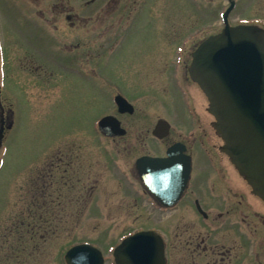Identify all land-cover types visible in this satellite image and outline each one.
Returning a JSON list of instances; mask_svg holds the SVG:
<instances>
[{"label":"flooded vegetation","instance_id":"1","mask_svg":"<svg viewBox=\"0 0 264 264\" xmlns=\"http://www.w3.org/2000/svg\"><path fill=\"white\" fill-rule=\"evenodd\" d=\"M152 1L0 0V148L15 127L17 107L29 109L30 76L42 83L49 67L56 74L62 70L91 84L98 82L100 75L104 103H109L110 108L93 122L94 128L106 141L119 144L116 152L123 161L132 160L133 150L140 152L132 160L131 169L117 162L111 166L128 191L126 196L133 198L134 205L143 200L150 208L170 216L190 208L196 220L168 221L167 231L140 226L106 242V238L77 239L58 253L59 263L68 264L65 257L69 249L86 245L90 247L76 254L78 260L74 264H123L116 253L120 244L136 233L153 231L163 243V264H264V205L221 151L215 120L206 108L202 111L196 107L193 92L200 89L190 77L193 52L206 38L223 30V16L229 8L227 25L255 26L262 31L264 11L261 16L252 17L255 9L250 4L243 8L241 0H221L225 3L208 19L209 24H200L192 31L185 29L177 44L170 40V58L160 55L164 60L158 53L166 52L156 44L125 45L129 36H139L142 25L153 33L150 37L157 33L156 5L153 14L146 11ZM191 5L201 10L197 3ZM68 35L77 37L68 40L72 43L63 44L61 37ZM81 47L84 51L78 53ZM93 58L98 60L94 70L78 71L73 66L81 59L90 63ZM115 73L122 78V86L113 80L111 74ZM19 84L26 92H18ZM102 119L109 131L119 134H101L98 122ZM160 122L164 123L162 135L157 136L154 132ZM55 150L49 172L34 180L23 193L26 197L30 193L26 208H55L56 200H46L47 191L54 188L53 180L57 208H76L78 203L84 206L99 189L104 190L107 163H94L74 142H60ZM170 158L180 165L175 182L163 181ZM142 159H167L163 175L152 177V168L142 165ZM109 181L114 187L115 179ZM60 218L59 210L57 221H45L43 214L26 226L21 224L26 232L19 229L14 236V224L0 232V264H9L5 262L7 254L19 258L29 244L36 251L43 250L40 248L46 243L44 232L55 230L56 226L61 232L69 227L63 226ZM80 224L75 221L73 227Z\"/></svg>","mask_w":264,"mask_h":264},{"label":"rangeland","instance_id":"2","mask_svg":"<svg viewBox=\"0 0 264 264\" xmlns=\"http://www.w3.org/2000/svg\"><path fill=\"white\" fill-rule=\"evenodd\" d=\"M193 2L200 6V11L194 9L195 7L191 5ZM240 2L243 3V8H248V4H250V8L255 9V14L251 15L252 17H259L261 16L260 12L264 11V0H241ZM223 3L225 2L221 0H153L150 3V9L146 11L153 14V7L156 5L157 33L152 36L153 38L150 37V34L153 33H149L147 28L142 25V32L139 36H129L125 45L128 46L130 43L133 45L137 42L139 45L149 47L156 44L159 46L158 48L161 46L166 52L165 54L158 53V55H166L169 59L170 40H175L174 44H177L183 37L181 35L186 31L185 29L188 28L189 31H192L197 29L200 24L205 22L209 24L208 19L217 14ZM176 23H178L176 28H173ZM72 37L62 36L63 44L72 43L68 41ZM94 38L96 39V37ZM83 51L84 47H81L78 53ZM97 62L96 58H93L90 63L86 59H81L76 66H73L78 71L81 69L82 71H91L95 69ZM52 69L49 67L46 69L47 73L43 76L42 83L30 76L29 109L24 110L22 107H17L15 127L0 149V232L8 230L12 224L15 225L14 236L19 232V229L26 232L27 229L21 227V224L26 226L28 221H37L43 214L45 217L43 220L49 221L51 218L52 221H57V211L59 210L62 213L60 220L63 221V226L69 227L61 232L60 229L57 231V226L54 224L55 230L44 232L46 243L40 248L41 250L44 247L43 250L36 251L29 244V247H25L27 252L21 254L19 258L7 254L5 262L9 264H60L58 253H63L72 244V241L75 242L74 240L77 239L94 238L100 241L102 238L103 240L106 238L104 240L106 242L110 238H117L120 234L136 230L140 226L167 231L168 221L196 220V216L190 208L170 216L166 212L150 208L143 200H137V205H134L133 198L126 196L129 193L124 190L119 175L111 166L117 162L118 165L123 163L127 169H131L132 160L140 152L133 150L130 153L133 156L132 160L125 158L123 161L116 152L120 150L119 144L106 141L99 136L94 128L95 123L93 124V122L104 110L110 108L109 103H104L102 88L99 86L102 83V78L97 75L98 82L92 81L90 84L75 79L62 70H57L56 74ZM111 75L113 80L122 86V78L117 73ZM34 82H38V84ZM16 87L18 92H26L21 84ZM193 94L196 107L202 111L205 108L208 109V101L206 98L203 99L205 97H203V93L197 91ZM60 142H74L81 145V151L90 156L94 163L108 164L109 170L105 177L108 179L105 181L104 190L99 189L84 206V203H78L76 208L74 206L57 208V188L53 180L54 188L51 189V192L47 191L46 200L47 202L56 200L53 203L55 208H26L30 193L27 197L23 193L27 192V186L28 188L32 187V184L35 183L34 180L49 172L51 166L54 165L55 149ZM219 143L222 144L220 139ZM107 151L108 154H106ZM110 178L115 179L114 187L113 182L109 181ZM75 221L81 224L78 227H73ZM41 236L43 237L42 233ZM13 242L10 241V243ZM14 253L20 254L21 252Z\"/></svg>","mask_w":264,"mask_h":264},{"label":"water","instance_id":"3","mask_svg":"<svg viewBox=\"0 0 264 264\" xmlns=\"http://www.w3.org/2000/svg\"><path fill=\"white\" fill-rule=\"evenodd\" d=\"M190 76L207 98L208 111L216 121L214 128L223 141L222 151L264 202V33L249 26H226L193 53ZM105 125L100 123V132L113 135ZM154 134L162 135L160 126ZM159 162L163 161H158L160 167ZM141 164L149 167L148 162ZM159 167L157 172L149 168L152 177L159 175ZM179 167L173 161L169 181H176ZM86 248L69 251L66 262L74 264L76 254ZM116 253L123 264L164 263L163 243L153 232L126 239Z\"/></svg>","mask_w":264,"mask_h":264}]
</instances>
